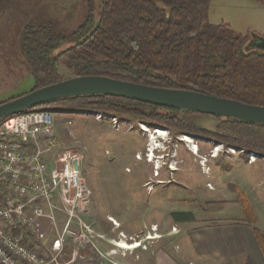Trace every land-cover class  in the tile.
Segmentation results:
<instances>
[{"label": "rangeland", "instance_id": "rangeland-1", "mask_svg": "<svg viewBox=\"0 0 264 264\" xmlns=\"http://www.w3.org/2000/svg\"><path fill=\"white\" fill-rule=\"evenodd\" d=\"M89 10L88 0H10L0 10V106L36 87L21 51L26 27L49 25L55 35L76 43L80 36L74 34L86 24ZM209 25H228L239 35L264 38V6L255 0H211ZM58 71L64 80L73 78L63 64L58 65ZM34 110L53 113L56 140L62 149H85L82 168L92 192L87 223L92 225L98 248L103 253L113 249L102 258L88 248L90 264H160L168 260L199 264L198 256L189 252L188 231L223 221L248 223L244 198L252 208L255 227L264 235V160L250 165V152L119 117L120 128L116 129L111 119L116 116L109 114L96 121L86 111L62 110L55 105ZM198 123L211 132L224 133L230 128L214 117ZM158 129L166 132L164 141L157 137L164 153H152L158 146H149L151 132ZM188 137L190 143L183 140ZM42 146L46 148L44 141ZM153 154L159 158L154 159ZM53 157L54 153L45 158ZM182 212L193 213L196 221L176 223L172 214ZM111 218L118 221V227ZM119 236L129 246L137 242L141 247L118 248L111 239L120 243ZM76 247L85 249L83 244ZM72 249H67L66 260Z\"/></svg>", "mask_w": 264, "mask_h": 264}, {"label": "trees", "instance_id": "trees-1", "mask_svg": "<svg viewBox=\"0 0 264 264\" xmlns=\"http://www.w3.org/2000/svg\"><path fill=\"white\" fill-rule=\"evenodd\" d=\"M9 1L0 0V10ZM255 1L264 6V0ZM88 3L86 24L74 35L80 36L79 41L97 22L99 27L90 39L76 47L75 42L55 35L49 25L26 27L21 51L31 66L34 90L65 81L58 71V65L63 64L73 78L103 76L264 107V51L252 47L258 36L239 35L228 25H209L211 0H88ZM67 44L72 47L63 49ZM49 105L62 110L105 113L170 129L174 134L202 136L264 157L261 124L214 117L230 128L224 133L211 132L198 122L213 116L105 95L62 99L39 107ZM242 206L249 223H253L254 214L246 198ZM172 217L176 223L196 221L191 212L173 213ZM255 231L264 252V235L258 229Z\"/></svg>", "mask_w": 264, "mask_h": 264}, {"label": "built area", "instance_id": "built-area-1", "mask_svg": "<svg viewBox=\"0 0 264 264\" xmlns=\"http://www.w3.org/2000/svg\"><path fill=\"white\" fill-rule=\"evenodd\" d=\"M87 114L96 121L108 116ZM111 119L119 129L118 118ZM52 153V160L45 158ZM84 159V148L62 149L58 144L54 115L48 110L0 123V264H90L88 248L105 258L87 223L92 192L83 174ZM258 159L264 160L250 153V164ZM82 244L85 249L78 250ZM69 246L72 255L66 260Z\"/></svg>", "mask_w": 264, "mask_h": 264}, {"label": "water", "instance_id": "water-1", "mask_svg": "<svg viewBox=\"0 0 264 264\" xmlns=\"http://www.w3.org/2000/svg\"><path fill=\"white\" fill-rule=\"evenodd\" d=\"M99 23L97 22L94 28L73 46L81 45L90 39L98 30ZM252 47L264 51V38H257L252 43ZM96 95L130 99L165 108L195 111L202 115L220 117L225 120L234 119L264 125V107L195 91L157 88L103 76L71 78L13 99L0 106V121L32 111L44 103Z\"/></svg>", "mask_w": 264, "mask_h": 264}, {"label": "crops", "instance_id": "crops-1", "mask_svg": "<svg viewBox=\"0 0 264 264\" xmlns=\"http://www.w3.org/2000/svg\"><path fill=\"white\" fill-rule=\"evenodd\" d=\"M250 165H254V163ZM255 229L258 228L253 223L235 221H223L199 226L187 233L191 238L189 252L198 256L199 264H264V252ZM118 238L119 241L121 240L120 242H128L122 236ZM111 240L115 245L119 243L114 238ZM111 250L104 251V253ZM141 251L148 252V249H142ZM162 254H164V251L159 253V257ZM160 264L175 263L168 260ZM186 264L195 263L189 262Z\"/></svg>", "mask_w": 264, "mask_h": 264}, {"label": "bare ground", "instance_id": "bare-ground-1", "mask_svg": "<svg viewBox=\"0 0 264 264\" xmlns=\"http://www.w3.org/2000/svg\"><path fill=\"white\" fill-rule=\"evenodd\" d=\"M144 130L145 131H147L148 132V129H146V128H144ZM166 135V132L165 131H163L162 129H158V130H155V131H153V132H151V135H150V138H151V144L149 145L150 147H153V148H155L156 146H158V144H157V137H163V136H165ZM166 137H163V139H165ZM162 140V139H161ZM185 142H188V143H190L191 142V140L189 139V137L188 138H186V139H183ZM158 147H160V146H158ZM195 155H197V152L196 153H194ZM140 159V158H139ZM151 162H152V160H151ZM111 221L114 223V225H116L117 227H118V221L116 222V220H114L113 218H111ZM153 238V237H152ZM155 239V238H154ZM157 239V238H156ZM119 246H120V248H123V249H127V250H134V249H137V248H139L141 245L140 244H136V245H134V246H129V244H127L126 242H124V241H122V242H120L119 243Z\"/></svg>", "mask_w": 264, "mask_h": 264}, {"label": "clouds", "instance_id": "clouds-1", "mask_svg": "<svg viewBox=\"0 0 264 264\" xmlns=\"http://www.w3.org/2000/svg\"><path fill=\"white\" fill-rule=\"evenodd\" d=\"M165 139H162V141H164ZM165 148H161V147H157L153 150L152 153H154V151H157L158 153H164ZM153 158L156 159V158H159V156L157 154H153Z\"/></svg>", "mask_w": 264, "mask_h": 264}]
</instances>
